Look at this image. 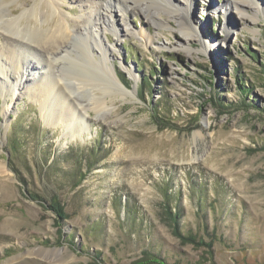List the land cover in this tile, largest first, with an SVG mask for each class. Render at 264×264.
I'll list each match as a JSON object with an SVG mask.
<instances>
[{
  "label": "rangeland",
  "instance_id": "1",
  "mask_svg": "<svg viewBox=\"0 0 264 264\" xmlns=\"http://www.w3.org/2000/svg\"><path fill=\"white\" fill-rule=\"evenodd\" d=\"M33 1L5 0L11 18ZM54 1L61 6L53 20L65 16L82 33L87 20L120 83L135 91L110 87L106 121L68 109L73 131L83 128L71 138L56 125L57 113L50 124L31 90L21 86L11 102L0 89V264H136L154 257L165 264H264V0H257L259 12L246 13L227 10L229 0H187L194 29L188 41L178 26L184 15L173 12L184 0L152 6L147 16L137 7L114 8L117 32L102 25L107 13H92V4ZM155 12L169 22L160 35ZM6 36L0 82L6 72L21 75ZM27 56L30 62H20L37 69L24 78L51 77ZM173 215L187 239L172 233Z\"/></svg>",
  "mask_w": 264,
  "mask_h": 264
},
{
  "label": "bare ground",
  "instance_id": "2",
  "mask_svg": "<svg viewBox=\"0 0 264 264\" xmlns=\"http://www.w3.org/2000/svg\"><path fill=\"white\" fill-rule=\"evenodd\" d=\"M82 1L93 5L92 13H99L100 10L107 13V15L103 17L102 25L106 23L108 28L114 30V32H117L113 27V21L111 18V12L114 8L119 9V12H121V6L122 8L130 9V11L137 7L142 15L147 16V12L152 6H156L159 9L169 8L171 6V0H109L112 1V6L110 4L106 5L107 3L105 4V0L102 1V4L99 2L98 6L94 3L95 0ZM144 1L148 2L144 3ZM184 2L185 6L183 8L178 9L177 7H174L173 12H180L184 15L183 17H179V15L177 16V19L179 18L178 26L180 27V33L185 37V40L188 41V37L194 29L191 24H189L187 17L190 10L188 6L189 2L187 0H184ZM60 6L61 5L54 0H34L33 6L30 9L24 11L19 17L11 18L14 10L10 9L5 0H0V37L7 35L6 37L10 41V44H7L9 45V48L12 46L16 47L17 51L10 54L14 57L13 59L16 60V72L21 74L19 78H16L11 76L9 72L8 74L6 72L7 76H4L2 78L3 82H0V89L1 94L5 98L4 100L10 99L11 102H15V99H17L16 91L21 90V86L22 89L25 87V93L28 90H31V94L33 96L35 95L37 100L42 102L41 108L45 111V117L51 122L50 124L52 125V121L54 120L52 116L58 114L59 116H57L58 121L56 125L60 124L63 129L67 131L68 134H66V136L72 138L75 134L80 135L83 128L79 127L77 130L73 131V111L72 115H69L70 111L68 109L72 110L74 106H77L83 115H89L91 112L97 116L101 114V121H106V113L112 112V109H110L112 106H109L108 104L113 102V98L107 99L105 98V95H108L107 93L111 91L110 87L112 86L115 87L116 91H126V89L117 78L116 68L111 62L109 50L103 45L102 37L100 38L96 31H90L87 20L83 22L85 28L84 33L79 30L75 21L69 20L65 16L62 17L61 22H59V20H53V16ZM232 6L235 10L241 13H246L247 10L254 12L253 10H255V8L258 12L261 10L257 0H253L252 4H249L246 0H229L227 10ZM33 16H35L34 22L30 20ZM152 17L156 22L157 34L160 35V32L166 28L169 22L164 24L167 20H163V15L159 12H155ZM50 18L51 21H48ZM89 18L90 16L86 15V19ZM24 20L26 24H23ZM250 20L255 21L256 17H250ZM139 35L146 40V43H151V39L148 37V32L145 33L141 31ZM7 45L5 47H7ZM92 45H95V47ZM202 49L203 52L207 51L205 45L202 46ZM38 52H41L42 56ZM28 53L33 54L34 57L40 61V65L44 69L46 68V73L52 74L50 78L46 77L45 81L39 77H36V80H30L27 79V77L24 78L25 74L31 73L32 70L30 69H37L35 65H33L32 68H29L26 63L20 62L22 59H24L25 62L31 61L27 56ZM96 53L101 56L98 61L94 58ZM3 57L6 58L5 55L1 53L0 49V60ZM17 57H19V60ZM43 57H46L45 65L41 64L42 60L40 59ZM54 63L57 66L58 72H60L59 75L54 73L56 70L53 72ZM73 70H78L83 74L78 75L77 73L70 72ZM1 72L2 68H0V73ZM127 73L131 75L130 70H127ZM89 74L96 75L97 78H100H98L99 80L106 83L95 82L99 80L88 77ZM30 75L33 77L36 76L35 73H31ZM29 81H33L34 84L29 87L24 85L25 82L28 83ZM7 84L12 86V91L10 87L8 93L6 91ZM105 84L106 87L103 89L102 85ZM100 91H103L104 93H99ZM134 91L135 90H127L126 92L129 94V92L133 93ZM5 92L7 93L6 95ZM8 113L9 108L4 106L2 115L5 117ZM84 119L85 118L81 120L80 124H82V122L85 123ZM96 120H98V118H96ZM70 131H73V134H71ZM0 173H4L3 166L1 165Z\"/></svg>",
  "mask_w": 264,
  "mask_h": 264
},
{
  "label": "trees",
  "instance_id": "3",
  "mask_svg": "<svg viewBox=\"0 0 264 264\" xmlns=\"http://www.w3.org/2000/svg\"><path fill=\"white\" fill-rule=\"evenodd\" d=\"M241 89H242V91L244 92V91H246V88L243 86V85H241ZM179 216H177V215H173V223L174 224H176V227L174 228L173 227V225H172V233L175 235V236H178V237H180V238H182V240L183 239H187L186 238V236L184 235V234H182V232L180 231V229H179V225H178V223H177V218H178ZM155 259H151L150 261H141V262H145L144 264H165L164 262H162V261H160L159 260V258H156V257H154ZM157 259L159 260V261H157ZM141 262H138V263H136V264H141Z\"/></svg>",
  "mask_w": 264,
  "mask_h": 264
}]
</instances>
